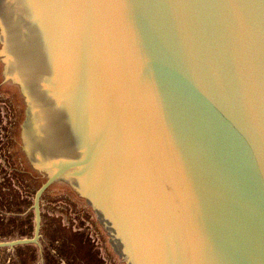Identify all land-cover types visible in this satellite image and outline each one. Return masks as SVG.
I'll list each match as a JSON object with an SVG mask.
<instances>
[{"label": "water", "instance_id": "1", "mask_svg": "<svg viewBox=\"0 0 264 264\" xmlns=\"http://www.w3.org/2000/svg\"><path fill=\"white\" fill-rule=\"evenodd\" d=\"M0 264H264V0H0Z\"/></svg>", "mask_w": 264, "mask_h": 264}, {"label": "rangeland", "instance_id": "2", "mask_svg": "<svg viewBox=\"0 0 264 264\" xmlns=\"http://www.w3.org/2000/svg\"><path fill=\"white\" fill-rule=\"evenodd\" d=\"M5 144L6 136L0 138V224L4 206L5 193ZM24 264H35L32 252H21Z\"/></svg>", "mask_w": 264, "mask_h": 264}, {"label": "crops", "instance_id": "3", "mask_svg": "<svg viewBox=\"0 0 264 264\" xmlns=\"http://www.w3.org/2000/svg\"><path fill=\"white\" fill-rule=\"evenodd\" d=\"M13 264H24V261L22 259V253L19 254V256L16 258Z\"/></svg>", "mask_w": 264, "mask_h": 264}]
</instances>
